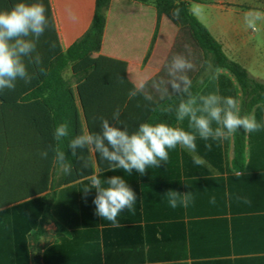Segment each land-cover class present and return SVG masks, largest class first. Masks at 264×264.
I'll return each mask as SVG.
<instances>
[{"label": "crops", "instance_id": "obj_1", "mask_svg": "<svg viewBox=\"0 0 264 264\" xmlns=\"http://www.w3.org/2000/svg\"><path fill=\"white\" fill-rule=\"evenodd\" d=\"M50 1L60 46L67 52L91 28L97 0ZM178 1L189 4L229 59L264 82V23L259 32L244 23L245 13L264 12L262 0ZM68 9L76 14L75 21L68 18ZM178 53L195 64L187 74L199 85L197 95L211 84L207 93L237 98L242 110L244 92L231 72H202L205 54L189 26L177 25L166 15L159 19L152 2L110 0L101 49L94 57L126 62L129 81H147L146 90L156 104L176 95L169 88L162 96L152 82L170 79L165 65ZM137 100L140 105L141 97ZM253 113L264 123V107H253ZM82 124L84 132H90L83 115ZM174 127L190 130L187 120ZM238 131L222 141L198 137L195 154L180 146L169 149L167 164L144 175L100 168L97 155L89 150L92 171L84 169L89 176L72 183L54 157L40 158L41 150L26 154V159L6 153L0 157V264H264V129L243 131L244 152L237 159ZM49 143L54 148L53 140H45L46 147ZM193 155L204 163L195 165ZM237 173L242 175L237 178ZM91 175L102 180L122 176L137 194L135 211H122L116 224L97 216L95 189L83 192L91 187ZM169 189L191 191L193 203L170 207L163 196ZM213 196L215 203H210ZM36 199L47 202L52 219L40 226L41 218L13 215V208ZM36 222L37 227L26 231Z\"/></svg>", "mask_w": 264, "mask_h": 264}, {"label": "trees", "instance_id": "obj_2", "mask_svg": "<svg viewBox=\"0 0 264 264\" xmlns=\"http://www.w3.org/2000/svg\"><path fill=\"white\" fill-rule=\"evenodd\" d=\"M137 1L154 3L159 19L166 15L175 24L187 25L191 28L205 54L206 62L202 72L206 71L207 62H210L213 66L212 73L218 69H226L241 85L244 92L242 115L250 114L253 107H264V82L255 79L242 65L227 57L222 45L191 12L187 2ZM17 2L19 0H0V11L11 9ZM24 2L32 3L36 0H24ZM38 2H42L46 7V15L49 19V25L37 45L45 71L41 73L33 65H29L30 72L36 73L31 83L26 84L22 80H17L15 90L0 91V157L8 153L19 154L23 158L26 154L39 152L43 147L45 148V140L48 142L53 140V147L58 146L64 151L66 161L73 165L74 172L67 180L68 183H72L89 176L84 175V170L81 171V162L68 148L71 139L84 133L82 115L90 132L100 131L99 117L107 118L114 124L112 113L117 108L120 109V120L124 121L130 133L136 131L139 125L145 122L151 124L163 122L170 126L177 123L175 108L179 104L180 96L176 94L161 104L145 101L141 97L139 101L141 104L138 105L137 97L129 99L128 96L129 90L134 85L127 77V63L105 56L94 57V54L101 49L105 11L110 0H97L91 28L67 52H63L60 46L51 1L38 0ZM176 9L180 11L179 19L173 16ZM69 64L76 81V89L61 74ZM198 88L199 85L195 81L191 89L194 95H197ZM210 89L211 84L201 94H206ZM78 100L81 107L78 106ZM168 108H172V111H166ZM62 122L69 124V136L57 143L53 131ZM132 122L134 126L131 125ZM240 130L236 136L237 159L242 157L244 152L243 130ZM43 141L44 145H42ZM51 148L52 143L45 148L49 149L50 159L54 157ZM80 151L78 150V155ZM83 155L88 162L87 169L92 171L89 150H83ZM24 162L29 161L24 160ZM98 162L100 168L109 167L106 161L98 158ZM12 213L14 216H34L36 220L41 218L40 224L37 222L30 224L26 231L37 227L38 224L41 226L46 220L53 218L50 206L40 199L13 208Z\"/></svg>", "mask_w": 264, "mask_h": 264}, {"label": "clouds", "instance_id": "obj_3", "mask_svg": "<svg viewBox=\"0 0 264 264\" xmlns=\"http://www.w3.org/2000/svg\"><path fill=\"white\" fill-rule=\"evenodd\" d=\"M202 11V10H201ZM47 9L42 2L27 3L19 0L11 9L0 11V91L15 90L17 80L26 84L31 83L36 73L29 72L28 66L33 65L39 72L45 71L43 59L37 51L40 37L49 25L46 15ZM180 11L176 9L173 16L179 19ZM68 18L75 21L76 14L68 9ZM244 23L252 32H259L261 23H264V12L249 11L244 14ZM189 55H191L189 51ZM167 81L161 79L153 81L152 87L162 96L171 91L181 97L175 108V118L178 121H188V129L170 126L167 123H141L134 132H129L123 121L120 120V109L112 113L110 123L107 118L99 117L100 131L84 132L70 140L68 148L73 156L81 162V171L88 168V162L83 150L93 151L100 160L106 161L112 171L122 169L129 175L135 170L144 175L149 168H158L169 160V149L180 146L195 154L197 138L208 141H222L230 138L237 130L244 133L264 129V123L258 122L255 114H241L240 101L232 96H222L218 92L194 95L191 91L193 81L187 74L194 70L195 64L184 54H175L166 63ZM213 66L207 62L206 71H212ZM161 85H166L161 87ZM147 81L136 83L128 92L129 99L138 96L145 101H152L153 97L146 90ZM172 111V108L166 109ZM69 136V124L59 123L53 131L54 139L59 142ZM205 147L211 150V144ZM78 150L80 154L78 155ZM54 161L66 174L73 172V165L66 161V154L59 147L51 148ZM41 159H47L49 149L39 152ZM193 163L200 166L204 163L198 155H193ZM237 178L242 174L237 173ZM91 187L84 188L87 195L95 189L93 199L95 214L100 218L117 223L118 215L128 210L135 211L134 205L138 197L127 181L119 175H113L103 180L98 175L90 176ZM172 208H187L194 201L191 191L179 192L169 189L164 194ZM245 203H250L246 198ZM215 203V197L210 199Z\"/></svg>", "mask_w": 264, "mask_h": 264}, {"label": "rangeland", "instance_id": "obj_4", "mask_svg": "<svg viewBox=\"0 0 264 264\" xmlns=\"http://www.w3.org/2000/svg\"><path fill=\"white\" fill-rule=\"evenodd\" d=\"M264 4V0H262ZM64 79H66L73 87L76 86L75 78L73 77L71 64L67 65L61 72Z\"/></svg>", "mask_w": 264, "mask_h": 264}]
</instances>
